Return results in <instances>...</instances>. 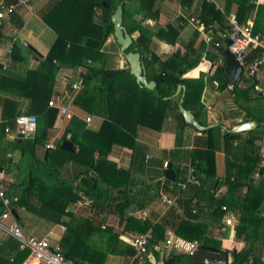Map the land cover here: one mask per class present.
Returning a JSON list of instances; mask_svg holds the SVG:
<instances>
[{
    "label": "crops",
    "instance_id": "0c3cea01",
    "mask_svg": "<svg viewBox=\"0 0 264 264\" xmlns=\"http://www.w3.org/2000/svg\"><path fill=\"white\" fill-rule=\"evenodd\" d=\"M22 1L23 4L18 3L16 0H0V3L4 6L13 7L11 16L8 19L0 20L2 24L0 27V75L9 77L0 89V168L4 170L2 173L4 183L9 191L21 190L22 187L19 186V182L25 172L28 178V175L30 176L33 170L35 176L38 175V170H41L37 163L33 164L29 158L24 159L22 157L20 147L22 144L19 141L21 140L25 143L27 140H33L34 136L20 139L16 130H10L9 128L11 127L9 122L13 121V119L15 120L20 115H33L37 118L40 128L50 123L45 143L38 146L35 151V158L44 163L47 157L54 153L58 144L61 146L63 142L68 140L67 136H65L66 133L71 135L70 132L77 131L81 133L87 130L97 133L103 123L102 117L78 112L73 105V112L77 118L70 122L61 119L56 109L49 108L48 105L46 108L43 107L46 97L49 102L55 95L65 90L71 92V99L74 100L81 91V85L77 90H72V85L80 84L83 78L82 70L61 68L55 76L51 87L50 83L33 76L28 79L26 85L22 82L26 80L27 72L36 70L42 61L54 62L53 59L48 57L54 41L57 38L64 42L68 41L87 7V1L77 0L55 30L44 22L42 16L52 20V23H54L58 19L59 9L57 16L52 14L53 11L51 9L58 0ZM224 1L215 0L217 6L221 9L224 8ZM252 2L253 0H251ZM150 3H154L157 16L154 18L147 17L143 21V26L154 32L160 30V34L168 39H171L175 33L177 35L173 44H168L167 41L161 40L159 36L152 38L151 51L154 55L164 61L170 55L177 54V51L180 52L179 56H183L191 48L190 45H192V49L200 47L202 50L200 63L195 69L185 74L184 78L200 79L201 76L203 77V89L199 94V99L192 94L188 106L191 110L196 109L195 105L200 106L196 113L191 112L193 115L196 114L198 116L197 121L201 126H211V128L219 126L221 128L219 136L222 140L215 153L216 174L214 178L206 182L204 187L205 196L208 198L214 194V198L219 200L220 198L218 197H222L226 192L227 170L232 175L237 174L238 169L245 171V173L248 172L251 162L241 165L248 155L252 157L251 159L256 160L257 169L255 172L243 175L237 197L240 201L245 202L243 207L248 213L251 211L257 218L264 219V122L252 121L257 122L259 125L247 132L233 133L234 127L249 122L245 120L247 119L246 113L249 111L250 103H245L244 108L241 110L237 107L238 103L235 102L234 93L231 92L233 88V90L240 91L247 98L249 96L252 98L258 97L264 103L263 94L257 90L259 84L264 80V67L253 79H247L242 70V74L235 85L229 83L230 78L225 73V70L226 78L222 75H217L215 78L216 69L218 67L224 69V54L222 53L221 55L219 50L207 48L195 27L180 28L178 26L179 13H183L187 16L196 17L201 25L206 29H211L208 28L209 25L205 24L204 19L208 22L211 21L214 9L208 6L203 7V0H150ZM263 3L264 0H259V4ZM124 6L128 25H131L132 19L140 20L142 18L143 14L136 13L137 8L140 6L139 2L126 0ZM217 6L215 5L216 8ZM236 8V5L233 6L231 12L235 13ZM256 8L255 6L253 10L247 11L242 23L251 18L255 21ZM147 21H151L152 25L147 24ZM210 24L214 26L211 30L213 31V28H216L217 31L219 28L217 25L219 24L215 22ZM225 27H228V24L224 22L223 28ZM167 29L173 31V34H167ZM214 35L218 39L217 33ZM137 36V32L132 35L133 38ZM12 42L13 48L11 50L14 53L7 55L6 49ZM30 48L34 49L38 54H35ZM102 51L107 56V67L120 69V61L124 59L114 37H110L105 42ZM61 53H63L62 50L53 54L57 58L60 57ZM260 54V51L256 49L247 57V60L251 62L254 58L259 57ZM125 64L124 61L123 67ZM155 67L148 66V69L146 68L145 70L146 75L148 73L152 74ZM195 71L196 75H191ZM217 78H219V81H217ZM225 80H227L228 84L227 89H220V84L224 83ZM252 84H254L255 88L249 90ZM32 96L41 101H33ZM117 109L120 112H117L116 115L119 128L124 129L125 132H127L125 128L128 129L130 132L127 133L133 140H129L128 143L119 141L120 138L122 140L124 137L122 134L116 138V141L112 142V138L117 137L119 130L111 127L103 129L99 140L103 147H108L106 159L113 163L116 169L128 173L129 180H132L136 187L132 189L128 187L125 190V186L121 185V188L113 189L112 192L117 193L120 199H123L125 198L124 191H127L126 194H133L136 190L143 191L150 187L152 189H149V191L153 190L154 194L151 195L152 200L145 201L141 209L132 204L128 209L124 210V217L122 216V218L115 214L105 213L100 209H94L82 200L69 203L65 210L66 214L61 219L63 222H69L73 216L88 219L91 220L93 227H99L103 232V234L98 233L95 229L94 234L88 236L85 248H83L88 257H94V252L96 253L97 251L100 264H128L130 261L131 256L126 253L129 245L123 239H132L136 235H141V233L127 226L128 219L141 221L138 218L129 217L130 212L138 210L145 212L147 215L146 220L153 225L166 223L165 240L168 237L167 234H172L173 227L180 220L189 217V214L185 212V202L177 204L176 201L171 208L166 209L160 200V196L165 195L170 199L174 198L176 194H179V197L187 196L185 193L187 190L183 189L187 180V170L190 167L193 168V162L194 164L197 163L191 156L194 151V139L198 137L197 130L194 131L190 127H180L174 117L170 115L162 116L160 119L153 117L152 126H147L146 123H136L133 119L126 122V116L122 114L123 108ZM47 111H50V113L45 114ZM86 118H91L89 123L86 122ZM119 123L122 125H119ZM7 129L9 131H6ZM226 134L227 136L224 137ZM177 135H180V144H177ZM64 136L66 140L62 141L61 139ZM93 143L94 141L90 144ZM74 151L76 152L77 148L73 145L72 152ZM62 157V154L56 153L53 160L61 162ZM164 163H167L168 169L173 171L176 183L165 181L164 172L168 169L163 168ZM234 163L241 166L235 167ZM84 170L83 166L74 163L72 160H67L58 173V180L72 183L75 181L76 173L79 171L84 172ZM261 170L262 173H260ZM120 181L122 182L123 180ZM260 183L263 185L262 190L252 189ZM249 188L251 189L249 190ZM118 191H122V193ZM13 192L15 193V191ZM45 195V193L41 194L40 197L45 198ZM222 208L221 211H223ZM214 209H216V206L202 203L198 207L199 211L197 210L196 221L206 228L207 237L211 242L214 245H219L222 252L227 253L229 264L232 261L231 253L233 251L240 252L246 249L252 251L249 256V264H252L253 260L257 261L258 264H264V222L262 224L258 223L257 229L250 227V230H246L243 233L239 229L240 220L243 217V212L240 209L224 211L221 218L212 214ZM17 217L23 232L35 236L33 234L36 233L35 230H30L28 225L38 216L26 212L24 209H18ZM41 220L48 223L45 219ZM33 223L42 227L40 222ZM252 225L255 226V223ZM59 226L62 227V232L58 235L54 233V230ZM101 226H104V229ZM43 228L46 230L42 233L39 232V237L37 238L45 240L51 238L55 240V243L47 241L52 246L57 245L61 248L60 240L65 233L64 225H53L49 222L47 225L44 224ZM174 239L189 244L179 238L174 237ZM0 241L8 243L6 253L12 256L13 253H10V246L14 247L17 245L16 242L11 239ZM164 243L165 241H161L155 244L152 234V249L158 250L159 253L163 249ZM209 247L213 248L212 246Z\"/></svg>",
    "mask_w": 264,
    "mask_h": 264
},
{
    "label": "trees",
    "instance_id": "16d2710c",
    "mask_svg": "<svg viewBox=\"0 0 264 264\" xmlns=\"http://www.w3.org/2000/svg\"><path fill=\"white\" fill-rule=\"evenodd\" d=\"M76 1L77 0H58L51 9V11H53L52 14L56 16L58 15L59 9L58 19H56L54 23L45 16H42V19L51 26L53 30L57 29ZM86 1L87 7L68 41L64 42L60 38L54 41L48 56L50 59H53L54 62L50 63L47 60L42 61L36 70L27 72V78L22 82L26 85L28 79L33 76L44 82L50 83L51 87L55 76L61 68L82 70L83 78L80 81L81 91L73 100L72 105L78 112L102 117V126L97 133H93L89 130L81 133L77 131L70 132L71 135H67L66 133L65 136H69L67 141L71 142L77 148V151L65 153L59 149L60 144H58L54 153L62 154L63 157L61 158V162L53 160L55 157L53 153L47 157L44 163L35 158V151L38 146L45 143L47 129H49L50 123L40 128L37 120V131L33 140H27L25 143L21 140L19 142L22 144L20 146L22 157L24 159L29 158L33 164L37 163L41 170H38L39 172L36 171L38 172L37 176L34 175V170H31L32 173L30 176L28 175V178L26 172L23 174V178H21L19 182V186L22 187L21 190H13L18 197L14 211L18 215V209H24L26 212L36 215L41 219H45L53 225L63 224L65 233L60 240L63 255L72 261L73 264H100L97 251L96 253L94 252V257H88L83 248H85L88 236L93 235L95 229L98 233L103 234V232L99 227H93L91 220L88 219L76 218L73 216L69 222H63L61 219L62 216L66 214L65 210L69 203L82 200L94 209H100L105 213L115 214L122 218L124 210L128 209L132 204H135L140 209L143 208V203L145 201H151V195L154 194L153 190L151 192L149 191V189H152L150 187L143 191L136 190L133 194H126L127 191H124L125 198L123 199H120L119 195L112 192L113 189L121 188V185L125 186V190H127L128 187L132 189L136 187V185H134L132 180H129L128 173L116 169L115 165L106 159L108 147H103L100 144L99 139L101 133L104 128L111 127L112 129L119 130V134H117V137L112 138V142L116 141V138L122 134L124 137L122 140L120 138L119 141L128 143L129 140H133L129 133H127L130 132L128 129L125 128L127 131L125 132L124 129L119 128L116 120L117 112H119L117 108H123L122 114L126 116V122L133 119L136 123H146L147 126H152L151 122H153L152 120L154 118L158 117V119H160L162 116L165 117L166 115H170L174 117L180 127H190L196 131L194 127L184 122L178 110L180 95L175 96V94L178 86H185L183 107L194 113L200 109L199 105H195L194 107L196 109L191 110L188 103L192 94L199 99V94L203 89V77L201 76L200 79H189L184 78V75L198 66L201 60L202 50L200 47H198V49H192V45H190L191 48H189L183 56L172 54L166 60L161 61L159 57L154 55L151 51L152 38L159 36L161 40L167 41L168 44H173L177 38L176 33L172 35L171 39H168L166 36L160 34V30L154 32L143 26V21L147 17L154 18L157 16L154 3H150V0H135V2L140 3L136 13L143 15L140 20L132 19L131 25H128L126 23L127 15L124 6L126 0H121L123 4V26L133 40L132 45L126 53L129 51L140 53L143 56L145 70L146 68L148 69L150 65L153 68L156 66L152 74L148 73L146 75L148 81H154L157 85L160 98L153 97L150 91L142 88L135 82V79L129 74L127 64H125L122 69L107 67V56L102 51V48L105 42L110 37H113V25L111 24V16L115 11L113 0ZM207 3L206 0H203L202 6L212 7L214 13L211 17V21L208 22L204 18L203 19L205 24L207 26L209 25L208 28L211 29L214 26L210 23L215 22L219 24L217 25L219 26L217 31L216 28H213V31L214 34L217 33V41L221 44L218 50L222 55L223 51L228 47V40L223 36L228 34L229 26L223 28L224 22L226 23L224 16L215 5ZM224 3L223 11L226 14L231 12L233 6H237L235 14L240 22L246 17L247 11L255 8L251 0H225ZM256 9L253 34L264 36V3L259 4ZM169 29H167V34H173V31ZM134 32L138 33L136 38L132 37ZM61 50L63 53H61L60 57L56 58L53 53L61 52ZM13 53L14 51L11 50V55ZM191 75L195 76L196 71L192 72ZM217 75H222L226 78L222 67L216 69V75L214 77L216 78ZM7 79H9L7 75H0V89ZM217 81H219V78H217ZM227 86V80H225L224 83L220 84L219 88L227 89ZM254 88L255 86L252 84L249 90H253ZM231 92L234 93L235 102L238 103L237 107L241 110L244 108L245 103H250L248 108L249 111L246 113L247 119L245 121L264 122V103L260 98H252L250 96L247 98L242 95L240 91L233 90V88ZM237 99H239V101H237ZM32 100L35 102H38V100L41 101L34 96H32ZM47 103L48 99L46 97L43 104L44 108L47 107ZM49 113L50 111H47L45 114ZM194 116L197 121L198 116L196 114H194ZM76 118L75 115L70 121H74ZM9 125L11 126L9 127L10 130L15 129V120L13 119V121L9 122ZM119 125L122 124L119 123ZM220 130L221 128L218 126L204 132L196 131L198 137L194 139V151L191 156L193 160L197 161L195 164L193 162V169L194 176L199 181V185L188 186L185 189V191L187 190L185 192L187 196H181L177 200V204L185 202V212L189 214V217L180 220L173 227V232L171 234L173 239L175 237L188 243H195L198 245V248L202 246H212L218 252H222L221 247L211 242L207 237L206 228L196 221L199 211L198 207L202 203L216 206L212 214L219 218H221L224 213V211H221L222 207H224L226 211L240 209L243 212V217L240 220L239 229H241L243 233L246 232V230H250V227L257 229L258 223L262 224V222H264V219L254 216L253 212L250 211L248 213L243 207L245 202L240 201L237 197L243 175L255 172L257 169L256 160L251 159L252 157L248 155L241 164L246 165V163L251 162L248 172L245 173V171L238 169V173L232 175L229 174L227 170L225 180L226 192L222 197H218L220 198L219 200L214 198V194L210 195L208 198L205 196V184L209 179L214 178L216 174L215 153L222 140L219 136ZM65 136L61 139L62 141L66 140ZM226 136L227 134L224 137ZM92 141H94V143L90 144ZM177 144H180V135H177ZM67 160H72L74 163L85 168L84 172L79 171L76 173L74 178L75 181L72 183L58 180V173L64 167ZM241 165L234 163L235 167H240ZM260 173H262V170ZM120 180L123 181L121 182ZM262 187L263 185L260 183L252 189L262 190ZM250 189L251 188H249V190ZM44 193L46 197H40V195ZM193 211H195V213H193ZM253 223H255V226L252 225ZM127 226L141 234L151 231L155 244L165 241L166 223L153 225L147 220L139 222L128 219ZM7 245L8 243L0 241V264H21L28 253L26 251H18L17 245H13L14 247L10 246V253H13V255L9 256L6 253ZM150 251L154 256V263H152V261H146L145 264H192V255L173 247L167 249L165 257L162 259H160L158 250L155 251L152 249V245ZM251 252L250 249L240 252L233 251L231 253L232 261L230 264H249ZM126 253L128 256L132 257L134 255L133 248L128 246ZM252 262V264H258L255 260Z\"/></svg>",
    "mask_w": 264,
    "mask_h": 264
},
{
    "label": "built area",
    "instance_id": "2783aa9c",
    "mask_svg": "<svg viewBox=\"0 0 264 264\" xmlns=\"http://www.w3.org/2000/svg\"><path fill=\"white\" fill-rule=\"evenodd\" d=\"M18 3L23 4L22 0H16ZM217 6L215 0H206ZM252 4L258 6L259 0H253ZM219 11L224 16L226 23L229 26V32L223 36L228 40L227 50L235 57L236 61L240 64L243 73L247 79H253L257 73L264 67V36L259 34L254 35V19H248L245 23L240 22L234 12L229 14L224 13L223 9ZM13 13V7L4 6L0 3V20L8 19ZM147 24L152 25L151 21ZM178 26L185 28L188 26L195 27L202 37V42L207 48L218 50L221 44L215 38L211 29H206L199 23L196 17L187 16L179 13ZM13 42L7 47L6 54L11 53ZM258 49L260 56L254 58L251 62L247 61V57ZM80 84H73L72 90L79 89ZM231 89V87H229ZM72 96L69 90L62 91L55 95L49 102L48 107L54 108L58 111L61 119L70 121L75 116L72 107ZM91 118H86L89 123ZM15 130L19 135L32 137L37 131V118L33 115H20L15 119ZM6 131H9L7 129ZM69 136L67 137V139ZM49 148V147H48ZM164 169H168L167 163L163 165ZM165 181H167L165 179ZM190 185H199V181L194 176V169L192 167L187 170V180L184 185V190ZM179 199V194L170 199L165 195L160 196V200L166 209L171 208ZM18 201L17 195L13 191L7 190L3 174H0V240L11 239L16 242L17 249L20 252L26 251L28 255L21 264H73L72 261L67 259L59 246H52L47 240L39 239L31 234H25L20 226L19 220L14 216L15 204ZM223 211L226 209L223 207ZM195 213V211H193ZM16 214V213H15ZM129 217L138 218L145 221L147 215L143 211L130 212ZM104 229V226H101ZM164 247L159 251L160 259L165 257L168 248L173 247L179 249L190 255H193L198 250V245L195 243L186 244L178 239H173L171 233L167 234ZM134 250V255L131 257L128 264H145L146 261L154 263V256L150 251L152 233L148 231L141 235H136L132 239H123Z\"/></svg>",
    "mask_w": 264,
    "mask_h": 264
},
{
    "label": "water",
    "instance_id": "95a60500",
    "mask_svg": "<svg viewBox=\"0 0 264 264\" xmlns=\"http://www.w3.org/2000/svg\"><path fill=\"white\" fill-rule=\"evenodd\" d=\"M113 5L115 6V11L111 16V24L113 25V37L120 49V53L124 60L120 61V69L123 68L124 61L128 66L129 74L135 79V82L140 85L142 88L150 91L153 97L160 98V95L157 91V85L154 81H148L146 72H145V65L143 61V56L138 52L128 51L130 46L133 43L131 36L128 34L127 30L123 26V7L121 0H113ZM2 26L0 21V27ZM35 54H38L34 49L30 48ZM179 55L180 52L177 51ZM225 57V66L224 70L227 76L230 78L229 83L231 85H235L237 80L240 78L242 74V68L240 64L236 61L235 57L225 49L224 52ZM188 77V75H186ZM180 95V99L178 102V110L181 114L184 122L188 125L194 127L195 130L198 132H204L211 128V126L203 127L201 126L196 120L195 116L192 114L191 111L186 110L183 107L184 97H185V86H178L176 88L175 96ZM257 122H245L233 128V133H242L252 130L254 127L258 126ZM20 139L23 138H32L31 135L24 137L19 135ZM60 150L66 152L73 151V145L65 141L61 144ZM3 169L0 168V174L3 173ZM165 179L169 182L176 183V179L174 177V173L171 169L165 170L164 172ZM122 193V191H118ZM117 194V193H116ZM16 219H18L17 215L14 213ZM192 264H229L228 255L226 252L219 253L217 250L202 246L199 247L198 250L192 255Z\"/></svg>",
    "mask_w": 264,
    "mask_h": 264
},
{
    "label": "rangeland",
    "instance_id": "374dc122",
    "mask_svg": "<svg viewBox=\"0 0 264 264\" xmlns=\"http://www.w3.org/2000/svg\"><path fill=\"white\" fill-rule=\"evenodd\" d=\"M208 2V1H207ZM208 3H210V2H208ZM214 5V4H213ZM198 33V32H197ZM117 45V44H116ZM264 80L262 81V83H260L259 84V86L257 87V90L260 92V93H262L263 94V96H264ZM33 222H40V223H42V227H39L40 225H38V224H35V223H33ZM49 223V222H48ZM48 223H46V222H42V220H41V218H38V217H36L35 219H33L32 220V222L30 223V225H28V228L31 230H35V232L36 233H33L36 237H39L38 236V234H39V232L40 233H42V232H44L46 229L45 228H43V225L45 224V225H47ZM61 232H62V227H57L56 228V230H54V233H56V234H61ZM47 240L48 241H50V242H52V243H55V240H52L51 238H47Z\"/></svg>",
    "mask_w": 264,
    "mask_h": 264
}]
</instances>
